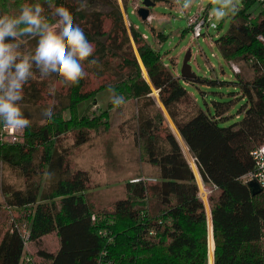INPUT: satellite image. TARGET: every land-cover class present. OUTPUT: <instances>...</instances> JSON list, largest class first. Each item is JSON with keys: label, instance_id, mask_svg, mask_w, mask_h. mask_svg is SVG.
<instances>
[{"label": "trees", "instance_id": "obj_1", "mask_svg": "<svg viewBox=\"0 0 264 264\" xmlns=\"http://www.w3.org/2000/svg\"><path fill=\"white\" fill-rule=\"evenodd\" d=\"M128 1L80 0L87 7L78 11V0H51L72 12L94 44L90 59L98 58L99 66L89 68L85 62L88 75L66 87L64 94H48L51 103L44 92L58 80L55 74L46 79L37 74L25 85L21 103L32 123L17 139H0V161L23 179V188L2 182L1 191L4 206L28 211L27 227L25 235L15 222L0 232V264H209V236L212 264H264V193L253 195L242 180L254 170L252 150L264 143V45L257 39L264 34V2L241 0L228 32L214 41L229 63L252 64L259 72L251 79L235 73L239 93L234 99L245 103L238 111L241 119L224 125L233 101L212 102L213 110L200 108L184 82L213 81L195 74L181 78L172 71L147 38L125 23ZM37 2L51 20L53 9L45 0ZM89 74L102 84L86 89ZM109 86L116 99H136L139 142L157 172L152 181L139 174L140 180L126 181L125 196L117 197L109 212H96L89 199V172L69 164L59 141L76 127L74 145H81L91 127L105 124L101 119H106V110L80 119L73 110ZM153 92L193 158L201 182L210 189L208 212L195 172ZM49 106L53 118L41 123L47 119L42 110ZM48 234L58 238L55 251L40 248ZM28 243L37 249L26 261Z\"/></svg>", "mask_w": 264, "mask_h": 264}, {"label": "rangeland", "instance_id": "obj_2", "mask_svg": "<svg viewBox=\"0 0 264 264\" xmlns=\"http://www.w3.org/2000/svg\"><path fill=\"white\" fill-rule=\"evenodd\" d=\"M39 0H0L6 14L16 15L19 13L20 7L26 3H33ZM41 1V0H40ZM155 4L149 8L150 19L142 20L137 14V8L141 6V0H129L124 13L125 23H131L142 34H145L149 44L160 54L163 62L169 65L170 69L180 74V69L187 51H190V59L188 63L191 71L201 78H205L213 83L191 84L185 83L184 87L188 92H192L198 106L202 109L210 108L213 110L212 102H230V109L227 114L230 116L228 120L221 124H230L241 119L242 113L238 114L240 107L245 103L244 99H234L239 93V86L235 84L237 76L231 69L230 63L225 60L215 44L218 36L225 35L230 27L231 15L240 9L243 5L241 0H233L235 11L228 10L227 15L220 21H216L213 10L218 5L213 0H190L189 6H184V0H152ZM197 13L207 15L208 23H214L217 28L205 25L202 28V35L193 38L191 29L188 27L187 20ZM52 17L51 21H55ZM108 25V20L106 21ZM160 33L161 37H158ZM36 44V40L29 38L25 41V47L32 48ZM240 68L241 75L246 78H253L259 72L252 64L243 65L237 63ZM88 86L86 89H95L102 84V79L93 77L89 74ZM55 92L63 93L66 87L60 85L56 80ZM51 84L50 86H52ZM49 86V87H50ZM48 87L45 88L44 98L51 103L49 99ZM104 88L95 95V100H87L80 103L74 110L76 118L82 116L90 118L93 113L99 114L106 110V119L97 126L91 127L89 130L88 140L81 145H74V133L76 127L65 132L59 141V144L67 150V159L73 168H82L89 172L90 188L92 192L89 199L93 203L96 212H109L112 203L117 197L125 196L124 183L128 180L137 179V175H142V179L147 181L154 180L156 168L151 166L145 160L142 143L139 142L138 133V104L134 98H125L124 103L119 107H115L112 100H115L114 92ZM156 99L159 110L168 121V127L177 137L188 162L190 163L199 186V197L204 201L206 211H209L207 198L209 194L208 185H204L198 172L193 158L188 154L187 148L180 138L177 130L172 123L169 122L161 104L157 101L156 93H152ZM54 94H51V97ZM98 110V111H97ZM68 111L63 113L67 116ZM97 116V115H96ZM157 122L158 118L156 119ZM4 126V125H3ZM6 130V128L4 127ZM10 134H11V130ZM6 134V133H5ZM7 134L6 136H12ZM163 134V133H161ZM4 135L3 138L6 137ZM10 139V138H8ZM7 183L15 188H23V179L11 170L7 165L0 161V205L3 207L0 212V232L9 226L10 223H17L22 233L25 235L27 227L25 209L9 208L4 206L1 184ZM208 222V221H207ZM208 236V226H207ZM209 247L214 248L212 237L209 236ZM58 246V238L55 234H48L41 240L40 248L47 251H55ZM208 247V262L212 264L213 250ZM36 247L33 243L26 244L25 255L34 258ZM210 250V251H209Z\"/></svg>", "mask_w": 264, "mask_h": 264}, {"label": "clouds", "instance_id": "obj_3", "mask_svg": "<svg viewBox=\"0 0 264 264\" xmlns=\"http://www.w3.org/2000/svg\"><path fill=\"white\" fill-rule=\"evenodd\" d=\"M55 21L46 15L45 7L37 3H26L20 7L16 15H0V122L4 126L16 131L28 128L32 121L25 116L22 101L24 87L30 80L36 78H50L52 74L65 87L75 86L88 73L85 71V62L92 68L99 66L98 58L90 59L95 52V46L90 42L84 29L74 22L72 12L65 6H54L51 0H45ZM79 3V10L87 7L86 2ZM190 0H184L188 7ZM218 5L213 10L215 20H222L229 9L235 11L233 0H213ZM35 39L32 48L25 47V41ZM257 39L264 41V35ZM50 94L55 93V84L48 89ZM108 91H113L109 86ZM115 107L124 103V97L112 100ZM46 120L51 122L53 108L42 110ZM49 173H45L48 179Z\"/></svg>", "mask_w": 264, "mask_h": 264}, {"label": "built area", "instance_id": "obj_4", "mask_svg": "<svg viewBox=\"0 0 264 264\" xmlns=\"http://www.w3.org/2000/svg\"><path fill=\"white\" fill-rule=\"evenodd\" d=\"M257 2H264V0H257ZM209 20H207V16L204 17L202 13H197L193 15L192 17L188 18L187 24L191 27V31L193 34V38H198L200 35H202V28L206 25H210L212 28H217V26L214 23H208ZM264 35V34H261ZM145 38L146 36L143 35ZM262 45H264V41L260 40ZM231 69L234 73L240 72V68L236 63L230 62ZM6 128V130L4 129ZM11 130V134L10 131ZM21 130H12L6 126H1L0 129V139L6 140V141H12L17 139L16 134L19 133ZM6 133V134H5ZM7 134H10L12 136H6ZM4 135L6 136L5 138ZM10 138V139H8ZM251 155L254 159L255 165L254 170L245 174L242 177V180L246 183L249 181H255L258 186L261 189V192L264 193V143L257 146L254 150H252ZM140 179H135L133 181H138ZM30 260L29 257H26V261Z\"/></svg>", "mask_w": 264, "mask_h": 264}, {"label": "water", "instance_id": "obj_5", "mask_svg": "<svg viewBox=\"0 0 264 264\" xmlns=\"http://www.w3.org/2000/svg\"><path fill=\"white\" fill-rule=\"evenodd\" d=\"M154 4L155 3L152 0H141V6H139L136 11L142 20H146L149 17L150 15L149 8L153 6ZM190 56L191 54H190V51L188 50L184 57V60H183V63L180 69L179 76L181 78H192L194 76V73L191 71V66L188 63ZM248 185L251 188V192L253 195L261 192L260 187L255 181L253 180L249 181Z\"/></svg>", "mask_w": 264, "mask_h": 264}, {"label": "crops", "instance_id": "obj_6", "mask_svg": "<svg viewBox=\"0 0 264 264\" xmlns=\"http://www.w3.org/2000/svg\"><path fill=\"white\" fill-rule=\"evenodd\" d=\"M150 15H149V17L147 18V19H150ZM143 35H145V34H143ZM179 75V74H178ZM193 97H194V99L197 101V99H196V97H195V95L192 93V92H189ZM189 154V153H188ZM186 156V155H185ZM190 164V163H189ZM24 254H25V252H24Z\"/></svg>", "mask_w": 264, "mask_h": 264}]
</instances>
